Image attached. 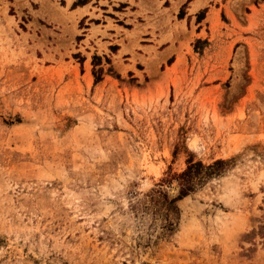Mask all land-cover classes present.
Segmentation results:
<instances>
[{"label": "rangeland", "instance_id": "rangeland-1", "mask_svg": "<svg viewBox=\"0 0 264 264\" xmlns=\"http://www.w3.org/2000/svg\"><path fill=\"white\" fill-rule=\"evenodd\" d=\"M185 13L166 48L94 50L83 21L0 0V264H264V0ZM187 162L211 167L162 232L144 196L176 198Z\"/></svg>", "mask_w": 264, "mask_h": 264}, {"label": "crops", "instance_id": "crops-1", "mask_svg": "<svg viewBox=\"0 0 264 264\" xmlns=\"http://www.w3.org/2000/svg\"><path fill=\"white\" fill-rule=\"evenodd\" d=\"M30 1H35L41 10L62 14L71 20L74 26L83 21L84 27L78 41L86 43L94 50L96 41L104 44L103 48L106 49L111 44L109 40L121 39L122 31L132 32L130 44L136 40L138 46L166 48L171 42L169 38L172 37L173 31L187 29L186 17H190L191 14L178 16L179 8L183 4L189 6L195 2V0H62L63 6H59V9L63 11H58L50 7L51 0ZM199 8L200 6L195 12ZM140 41H144L145 44H139ZM124 42L123 39L122 43ZM114 44L115 53L120 52V45Z\"/></svg>", "mask_w": 264, "mask_h": 264}, {"label": "trees", "instance_id": "trees-1", "mask_svg": "<svg viewBox=\"0 0 264 264\" xmlns=\"http://www.w3.org/2000/svg\"><path fill=\"white\" fill-rule=\"evenodd\" d=\"M180 16V15H178ZM201 19V18H198ZM198 21V20H196ZM92 60H97V57H93ZM106 63L108 61L105 59ZM95 66V64H92ZM102 70L98 68L96 71H92L91 75L93 83H97L101 79ZM106 73L112 74L110 67L106 69ZM117 78V77H116ZM211 166H202L200 163L187 162L186 167L183 171L178 174H172L167 178L174 179L177 182L178 194L176 198L170 199L164 191L161 189H152L145 194L144 210H149L150 213L159 219L161 222L160 229L162 232H170L173 228V218H176L178 209L176 207V201L186 195V192L190 189V182L194 172L198 169H205L208 171ZM166 181V179H165Z\"/></svg>", "mask_w": 264, "mask_h": 264}]
</instances>
